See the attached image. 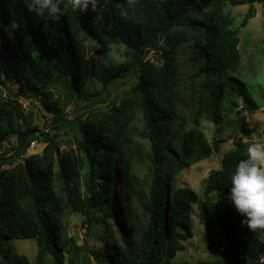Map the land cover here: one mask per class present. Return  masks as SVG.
<instances>
[{
    "label": "trees",
    "instance_id": "obj_1",
    "mask_svg": "<svg viewBox=\"0 0 264 264\" xmlns=\"http://www.w3.org/2000/svg\"><path fill=\"white\" fill-rule=\"evenodd\" d=\"M227 1L98 0L95 10L90 6L80 13L64 0V14L51 21L29 12L24 0H0V85L18 84V91L8 88L9 96H0V143L12 136L16 141L11 154L0 152V264H34L4 247L17 240L35 241V264L46 256L52 264H64L63 251L72 254L71 264H78L79 248L64 230L67 211L85 217L89 230L102 229L101 247L92 251L98 264H178L176 255L193 234L195 204L206 235L212 237L219 228L224 240L212 249L213 259L194 264H264V230L242 226L244 217L228 198L231 173L246 158L248 143L242 136L229 135L233 147L223 153L221 168L212 169L203 180L201 196L188 186L171 188L175 173L208 159L227 140L216 133L209 141L201 119L221 124L238 99L249 111L257 108L246 84L235 75L242 58L240 38L233 19L222 11ZM254 1L264 5V0H230L234 5ZM196 9L198 17L186 16ZM252 16L249 9L240 25ZM191 41L195 44L190 64L202 77L193 120L179 117L176 107L179 52ZM110 45L125 48L124 61L102 62ZM151 51L159 61L148 57ZM130 72L135 77L131 96L118 105L104 103L108 88L126 80ZM95 81L101 83L100 90ZM54 88L73 96L85 117L78 111L71 118L63 116ZM33 95L43 115L51 116L43 122L44 130L30 123L32 113L18 102L19 96ZM81 99L85 100L80 103ZM136 112L141 129H129ZM189 121L188 128L173 126ZM67 130L77 135L78 148L61 149L59 137ZM131 131L147 145L135 140ZM34 140L45 146L39 154L26 155ZM173 151L176 158L171 163ZM136 163L145 168L142 177ZM117 175L118 204L126 224L115 228L117 238L108 242L104 233L116 223L110 194Z\"/></svg>",
    "mask_w": 264,
    "mask_h": 264
},
{
    "label": "rangeland",
    "instance_id": "obj_2",
    "mask_svg": "<svg viewBox=\"0 0 264 264\" xmlns=\"http://www.w3.org/2000/svg\"><path fill=\"white\" fill-rule=\"evenodd\" d=\"M232 1V0H231ZM251 9L253 16L250 17L244 26H241V22L244 19L247 11ZM222 11L228 13L233 19L234 27L239 30V51L241 53V65L238 73L235 75L246 84L247 92L253 98L257 104V108L253 111L245 106V104L238 99L237 105L231 106V114L225 116L222 123L219 125L213 122L201 119V128L204 130L209 141H212L213 136L218 133L221 137L227 139L224 142L218 144L219 150L213 152L212 155L201 162H198L188 169L175 173V184L177 186H188L195 190L199 196L202 193L203 180L209 174L212 169L221 168V158L225 151L233 147L232 140L229 135L242 136L246 143L260 141L264 142V5L258 1L244 4H233L227 1L222 6ZM202 13V12H201ZM200 15L199 10H189L186 13L187 17H198ZM195 34V32H194ZM196 36V34H195ZM88 48L94 49V45L90 41H86ZM194 41H191V45L181 46L178 58L179 67V82L176 86V90L179 91V95L176 98V107L178 108V116L186 117V119L193 120V110L197 105L199 96L201 95L202 77L195 74L196 67L190 64L189 57L191 56L192 49L194 48ZM125 48L122 45H110L105 51V54L101 57L102 62L117 64L125 60L124 53ZM91 53V51L89 52ZM148 57L153 60L159 61L157 55L152 51L148 53ZM135 82L134 75L130 72L128 78L123 81H119L116 84L108 88V93L103 97L106 98V102L113 101L118 105L119 101L124 97L129 98L132 94L131 85ZM95 87L100 90L102 88L101 83L95 81ZM8 88L12 91H18V84H8L5 86L0 85V96L5 98V95L9 96ZM56 93L60 95L62 115L69 118L77 114L76 100L73 96H69L67 92L62 88H54ZM85 99H81L83 101ZM18 102L23 110H28L32 113L30 123L37 125L41 130L45 129V125L49 122L51 116L45 117L42 113V106L38 96L31 97H18ZM228 104V103H227ZM81 118H84L85 114L83 109L78 111ZM43 122H45L43 124ZM142 121L139 112H136L135 119L130 123L131 127L141 129ZM176 129L188 128L190 121L185 123L175 122L173 125ZM135 140L147 145L135 132H130ZM34 142V145L31 144ZM30 142L26 155L41 153L45 143L40 140H34ZM59 143L62 150H68L69 148L76 149L77 147V135L71 130L62 132L59 137ZM172 144H176L173 140ZM16 146L15 137L12 136L8 141L0 143V152L3 155H9L12 153L13 147ZM77 156L83 157V153L77 150ZM175 152L170 155L171 163L175 161ZM120 163L117 164V174L121 173ZM136 171L142 177L145 174V168L143 164L136 163ZM9 165H3L1 168H8ZM122 167V166H121ZM171 165H168L167 173L173 178V171L170 170ZM120 175H117L115 179V188L111 191V201L113 211L115 215V224L111 228V232L104 233V238L108 242H112L117 235L114 232L118 226L124 228L126 224V215L123 214L122 207L118 204L121 196V180ZM83 189V188H82ZM133 207L137 208V203L134 202ZM122 211V212H121ZM65 221V233L67 237L74 239L75 246L79 248V257L75 260L78 264H98L92 254V251L98 250L101 247L100 236L102 229L94 227L93 230L87 228V222L85 217L79 213L67 211L63 215ZM192 237L185 241V248L178 252L175 261L178 264H194L198 260L213 259L212 249L214 250L219 241L224 240V236L219 228L216 229L212 237H208L203 229V226L198 220V205L193 206L192 214ZM99 229V230H95ZM70 242H67L69 245ZM5 248H9L11 255L24 254L31 263H36V244L34 240H17L13 244L5 243ZM222 248L219 249L221 251ZM64 253V264H71V253ZM73 252V248L68 251ZM111 255V254H110ZM1 262V259H0ZM41 264H52L51 257L46 256Z\"/></svg>",
    "mask_w": 264,
    "mask_h": 264
},
{
    "label": "clouds",
    "instance_id": "obj_3",
    "mask_svg": "<svg viewBox=\"0 0 264 264\" xmlns=\"http://www.w3.org/2000/svg\"><path fill=\"white\" fill-rule=\"evenodd\" d=\"M133 0H129L132 3ZM64 0H24L25 7L38 17L51 21L63 14ZM98 0H70L73 12L95 10ZM15 26V25H14ZM228 198L236 211L244 217L242 226L251 231L264 230V142H250L246 158L240 160L230 177Z\"/></svg>",
    "mask_w": 264,
    "mask_h": 264
},
{
    "label": "built area",
    "instance_id": "obj_4",
    "mask_svg": "<svg viewBox=\"0 0 264 264\" xmlns=\"http://www.w3.org/2000/svg\"><path fill=\"white\" fill-rule=\"evenodd\" d=\"M31 144H33V145H34V142H32Z\"/></svg>",
    "mask_w": 264,
    "mask_h": 264
}]
</instances>
